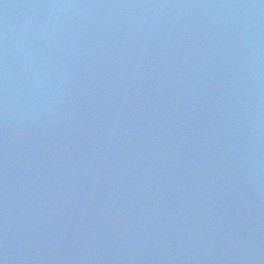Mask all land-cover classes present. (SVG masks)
<instances>
[{
  "label": "water",
  "instance_id": "obj_1",
  "mask_svg": "<svg viewBox=\"0 0 264 264\" xmlns=\"http://www.w3.org/2000/svg\"><path fill=\"white\" fill-rule=\"evenodd\" d=\"M0 264H264V0H0Z\"/></svg>",
  "mask_w": 264,
  "mask_h": 264
}]
</instances>
